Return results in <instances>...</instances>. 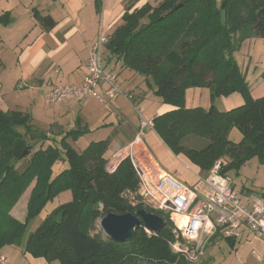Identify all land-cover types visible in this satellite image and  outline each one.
Listing matches in <instances>:
<instances>
[{"label": "trees", "instance_id": "1", "mask_svg": "<svg viewBox=\"0 0 264 264\" xmlns=\"http://www.w3.org/2000/svg\"><path fill=\"white\" fill-rule=\"evenodd\" d=\"M42 20L47 27L54 25L49 16ZM251 38H264V0H161L133 10L127 6L103 56L120 61L147 81L153 78L154 94L174 107L152 119L153 129L175 155L182 154L196 165L203 178L217 160L221 173L238 170L256 153L264 162V95L251 96L235 58L242 42ZM192 87L208 88L209 108L185 106V92ZM233 92L240 93L244 103L219 111L216 99ZM233 126L242 133L238 142L228 138ZM84 131L63 135L60 144L68 167L51 178L50 164L61 152L51 147L46 153L33 150L29 140L45 137L31 124L28 113L0 107V248L19 243L23 236L26 227L10 211L35 178L27 216L62 190L70 191L71 199L28 234L25 251L32 256L60 264H138L140 260L176 264L179 255L169 247L173 234L167 215L131 202L138 177L129 157L109 172L104 157L109 139L92 141L81 151L67 143L68 136L76 139ZM24 151L26 156L21 157ZM19 162L24 165L17 166ZM63 181L68 182L64 187ZM139 208L161 215L164 226L148 234L141 224L122 241L101 230L93 232L96 220L107 213H134ZM226 241L233 246L235 240Z\"/></svg>", "mask_w": 264, "mask_h": 264}, {"label": "crops", "instance_id": "2", "mask_svg": "<svg viewBox=\"0 0 264 264\" xmlns=\"http://www.w3.org/2000/svg\"><path fill=\"white\" fill-rule=\"evenodd\" d=\"M161 0H0V16L5 15L0 22V94L9 90H20L24 94H45V90L61 84H79L86 72V62L89 48L100 33L109 37L113 30L121 23V18L128 6L130 10L144 4L157 5ZM49 16L54 25H44L42 17ZM105 51V48H104ZM235 58L241 71L247 79L258 76L262 79L264 72V38H251L242 42L240 49L235 52ZM114 60H107L105 70H114L118 74V64L112 65ZM124 89L133 95V101L120 96L110 101L105 108L96 98L68 99L62 103L66 111L77 107L86 110L90 117H114L116 123L107 137L87 138L80 136L79 150H83L90 142L109 139V145L104 153L105 158L116 157L130 149L139 127L140 118L130 119L126 115L128 107L137 106L150 96L143 88V84L129 76L121 80ZM250 79L246 81L249 82ZM45 96V95H44ZM99 102H98V101ZM98 103H97V102ZM244 103L242 95L233 92L216 99L215 107L219 111H226ZM106 104V105H107ZM211 104L209 90L206 87H192L185 92V106H201L209 108ZM17 108V105L14 108ZM12 108V107H11ZM174 107L168 103H159L152 119ZM4 109V108H2ZM7 109V108H6ZM13 109V108H12ZM136 110V109H135ZM137 112V111H136ZM138 114V112H137ZM144 117V116H143ZM89 118V117H88ZM83 118V126L90 130V120ZM145 118V117H144ZM88 128V129H87ZM90 132V131H89ZM115 139H119L112 148ZM138 148L145 150L156 162L161 171L172 174L179 181L188 186L198 184L200 171L184 155H175L161 140L151 127L143 129ZM70 192V191H69ZM246 205L254 201H263L264 194L242 186L238 192ZM243 194V195H242ZM59 203L71 199L68 191L61 197ZM14 217L21 219L24 211H17ZM220 239L217 245L225 241ZM230 246V245H229ZM241 264L247 263L249 250L260 253L264 251V239L240 234L230 246ZM1 253V252H0ZM3 254V253H2ZM41 259V258H40ZM256 260V259H255ZM259 264H264L258 262ZM16 264V263H15ZM48 264H60L54 260Z\"/></svg>", "mask_w": 264, "mask_h": 264}, {"label": "built area", "instance_id": "3", "mask_svg": "<svg viewBox=\"0 0 264 264\" xmlns=\"http://www.w3.org/2000/svg\"><path fill=\"white\" fill-rule=\"evenodd\" d=\"M107 42L108 37L100 33L91 44L86 72L79 84L54 85L45 90V97L52 103L84 98L106 102L120 96L133 101V95L124 89L118 74L114 70H105L103 50ZM137 112L141 116L140 127L126 155L138 177V186L130 199L132 204H142L167 215L175 237L174 251L187 264L198 263L211 242L225 238L235 240L243 233L264 239V202L244 204L231 175L221 173L220 161L215 162L208 174L200 177L198 184L193 186L161 171L148 152L138 148L143 129L153 127L140 109ZM182 217H185L184 222ZM252 252L258 261H264V251ZM0 264H10L2 253Z\"/></svg>", "mask_w": 264, "mask_h": 264}, {"label": "rangeland", "instance_id": "4", "mask_svg": "<svg viewBox=\"0 0 264 264\" xmlns=\"http://www.w3.org/2000/svg\"><path fill=\"white\" fill-rule=\"evenodd\" d=\"M106 61H107L106 57L103 56V63L104 64L107 63ZM115 64H118V69H119L118 74L121 75L120 79L122 81L126 80L130 74V77L140 81L143 84V88L145 89V91L150 94V96L144 99L142 102L140 103L137 102L136 110L133 107L129 108V106H127L128 111L126 112V115L130 119H134L135 117L138 118L139 114H137L136 111L137 109H140L142 116H144L147 119H150L154 115L156 111L155 109H157L159 103L163 102L162 97L155 95L153 92V87H154L153 78L148 77V81H147L145 76L137 73L135 70L129 68H123L120 61L114 60L112 62V65ZM248 75L246 78L250 79V76ZM248 84H249V91L252 97H261L264 95L263 77L260 80L258 76H255L249 80ZM44 95L41 94L36 95L32 93L24 94L20 90H9L6 91L5 93L0 94V107L4 109L6 108L12 109L14 108V106L17 105V108L22 109L24 112L28 113L31 119V124L34 126V128H37L45 137L44 139L38 138L35 140H29V143L33 144V150L39 149L42 152L46 153L47 150L51 147L61 152V155L56 159V161L50 164V175L51 178H54L62 170L68 167V163L62 153L63 151L60 144V141L64 134L66 135L67 132L70 130H78V129L85 130L86 128H84L83 126L82 119L84 117L85 118L89 117L88 119L90 120V125H89L90 132L84 131L76 139H73L71 136H68L66 138V141L70 146H72L76 150H79L80 148L76 140L80 136L85 135V138H87L90 134L94 132L92 135H90V137L92 136L91 138L107 137L110 135L114 127V124H110V122L116 123V120H114V117L111 118L106 117L105 119L103 116L99 117L94 115L93 117H90L86 112V110H80V107H77L72 111H66V109H64L61 106L63 102L52 103ZM99 104H102L105 108H107L108 106L106 102H102ZM197 138H199L201 142L206 141L201 137H197ZM228 138L231 141L238 142L242 139V133L236 127L234 126L230 127L228 130ZM118 140L119 139H115V141L113 142L112 145L113 149H116L115 146ZM128 153L129 150L117 155L116 157L105 158L106 169L109 172L113 171L117 166L118 162ZM217 161L221 162V160H217ZM23 165L24 163L22 164V162H19L17 164V166H21V167ZM228 173L231 175L233 179V185L237 192L241 190L242 186H245L257 193L264 194V162H262V160L260 159V155L258 153L247 159L243 164H241L238 170H233ZM35 180L36 179L34 178L29 184L26 185L23 192L21 193V195L18 197L17 201L14 203L13 207L11 208L14 214H16L17 211L25 212L22 215V217H20L21 219H18L16 217L15 218L19 220L21 223H23L26 229L19 243L18 242L13 244L6 243L2 245V247L0 248V252L7 257V260L10 264H15V263L16 264H48L49 263L43 257H34L29 252H26L25 243L28 234L33 230H35L42 223V221L45 220L48 214H50L59 204H61L59 202L63 200L61 197L66 190L60 191L59 194L55 196L53 199L49 200L40 211L32 214L31 216H27L26 212L28 209V202L30 200L33 187L35 186ZM66 184H68V182L63 181L60 186L64 187V185ZM58 185L56 188H58ZM68 194H70L69 191ZM99 221L100 219L96 220L93 232L99 230L102 231L99 225ZM171 231H172V226H171ZM102 233L103 235H105L103 231ZM148 234H150V231ZM172 234H173V238L172 240L169 241V247L173 253L177 254V252H175L174 249L172 248V243L175 240L173 231ZM253 249L256 250V248ZM255 250H251V249L249 250L248 252L249 257H247L246 264H259L256 261L257 259L255 254L252 252ZM258 262L262 263L263 261H258ZM138 264H154V263L147 260H143V261L140 260ZM188 264H241V261H240V257L235 254V251L225 241H222L220 245L211 242L208 246L206 255L198 263H188Z\"/></svg>", "mask_w": 264, "mask_h": 264}, {"label": "water", "instance_id": "5", "mask_svg": "<svg viewBox=\"0 0 264 264\" xmlns=\"http://www.w3.org/2000/svg\"><path fill=\"white\" fill-rule=\"evenodd\" d=\"M25 154L26 152L24 151L21 154V157ZM141 224L148 231L155 232L160 230L164 226L165 222L161 215L149 212L144 208H139L134 213L127 212L123 214H116L109 212L99 221L102 231L116 241H122L130 237L136 227ZM176 264H187V262L180 256L177 259Z\"/></svg>", "mask_w": 264, "mask_h": 264}, {"label": "bare ground", "instance_id": "6", "mask_svg": "<svg viewBox=\"0 0 264 264\" xmlns=\"http://www.w3.org/2000/svg\"><path fill=\"white\" fill-rule=\"evenodd\" d=\"M185 221V217H182V222H184Z\"/></svg>", "mask_w": 264, "mask_h": 264}]
</instances>
